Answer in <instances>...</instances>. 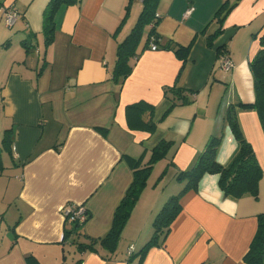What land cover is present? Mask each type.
Listing matches in <instances>:
<instances>
[{
    "label": "crops",
    "instance_id": "obj_1",
    "mask_svg": "<svg viewBox=\"0 0 264 264\" xmlns=\"http://www.w3.org/2000/svg\"><path fill=\"white\" fill-rule=\"evenodd\" d=\"M47 1L0 0L19 12L11 27L0 16V95L10 129L0 172V264H28V257L38 264H245L257 215L264 213V131L254 109L238 106L239 127L262 169L258 197L225 196L218 175L205 174L181 198L162 245L143 257L138 252L152 234L156 213L183 186L175 172L191 166L207 139L222 132L220 164L238 150L224 116L230 105L254 100L248 62L264 36V0H231L212 46L207 35L219 27L215 14L224 0H159L160 44L189 45L186 61L169 48H143L142 40L123 81L111 76L116 47L135 23L142 0L61 5L52 42L41 59H33L29 53L39 54L38 48L30 42L26 52L22 40L42 33ZM221 45L226 52L218 58ZM225 54L233 64L227 70L221 67ZM173 85L194 91L193 101L172 106L163 89ZM139 100L154 106L152 134L127 126L125 107ZM161 140L172 142L159 159L165 160L161 175L150 186L146 182L115 251L78 250L73 235L64 237L69 224L62 208L79 203L88 211L79 240L103 236L133 179L127 157L145 151L146 163Z\"/></svg>",
    "mask_w": 264,
    "mask_h": 264
},
{
    "label": "trees",
    "instance_id": "obj_2",
    "mask_svg": "<svg viewBox=\"0 0 264 264\" xmlns=\"http://www.w3.org/2000/svg\"><path fill=\"white\" fill-rule=\"evenodd\" d=\"M159 0H142L140 13L125 37L117 44L116 59L114 62L111 76L115 81H123L131 72L132 65L130 61L138 58L137 48L142 41L141 30L145 25H150L148 32L143 41V48L149 47L154 43L156 48L172 49L178 58L184 63L187 58L189 45L184 47L166 42L160 44V36L155 32V25L159 18L155 17L156 5ZM80 0H48L42 12V34L44 45L48 46L52 40L55 30L54 16L61 5H70L79 3ZM231 0H224L221 7L215 14V19L219 27L213 34L207 35V43L212 46L214 40L222 32L221 22L222 15L230 7ZM129 8V3L126 6ZM122 19L124 22L128 10ZM121 25V24H120ZM35 35V34H32ZM261 47L254 57L248 62L253 81L254 100L249 103L238 102L236 105L229 106L225 116L224 125L228 126L238 142V150L231 160L223 165L216 160V152L222 140V132L210 136L204 144L201 151L196 155L191 166L184 170H177L174 179L182 182L183 186L178 193L169 196L163 203L159 211L153 218V231L148 241L141 247L139 254L141 257L154 246L162 245L167 236L172 221L176 218L181 210V198L190 191L196 190L200 179L205 174L218 175V187L225 196L235 198L249 193L254 198L258 197L259 182L262 177V169L256 159L251 144L244 138L238 124L235 114V107L254 109L258 115L262 131H264V36L259 38ZM30 40L24 39L22 43L26 52L30 51ZM225 46L221 45L216 48L217 57L221 58L224 54ZM164 96L172 102V106L191 103L194 99V91L177 87L176 85L167 86L163 89ZM154 106L146 101L139 100L127 104L125 107V118L127 126L133 130L144 131L152 134L156 129V123L153 120ZM10 129H6L0 144V172L4 169L2 163V152L7 148L9 141ZM172 146L171 141L161 140L151 149L149 159L143 163L145 151L139 158L127 157V162L133 172V179L125 192V195L113 214L112 225L110 229L99 238L87 237V242L79 240V230L83 224L76 219L70 220L65 217V223L69 228H65L64 237L73 235L72 242L80 251H97L103 249L108 253L115 251L121 231L128 220L132 207L136 203L141 191L146 185L153 164L161 158L167 156ZM165 173V172H164ZM87 213V220L89 213ZM245 264H264V213L257 215V225L254 236L249 244L247 251L243 256ZM28 264H38L35 258L28 257Z\"/></svg>",
    "mask_w": 264,
    "mask_h": 264
},
{
    "label": "built area",
    "instance_id": "obj_3",
    "mask_svg": "<svg viewBox=\"0 0 264 264\" xmlns=\"http://www.w3.org/2000/svg\"><path fill=\"white\" fill-rule=\"evenodd\" d=\"M191 8L186 10V13H189ZM19 15L18 10L12 4L5 5L0 2V16L4 18L5 24L8 27H11L16 21ZM155 17L159 18V15L156 13ZM150 49H156V45L154 43H150ZM233 66L231 59L225 54L221 60V67L225 70L230 69ZM62 212L64 217H68L70 220L76 219L80 224H84L87 221V213L86 209L82 204L79 203H71L67 204L62 208ZM128 251H131V246Z\"/></svg>",
    "mask_w": 264,
    "mask_h": 264
},
{
    "label": "rangeland",
    "instance_id": "obj_4",
    "mask_svg": "<svg viewBox=\"0 0 264 264\" xmlns=\"http://www.w3.org/2000/svg\"><path fill=\"white\" fill-rule=\"evenodd\" d=\"M2 20H3V22H5L3 17H2ZM148 29H149V27L147 25H145L142 28V30H141V38H142V40L145 39V35L147 34ZM13 32H17L15 28L13 29ZM30 39H31V43H32V45L34 47L33 49H36V47H37L38 50H39V54H37L33 50V52H30L29 55L33 59H35V58L37 59V56L39 55L38 59H41L43 57V53H44V50H45L43 34L40 32L37 35L35 34V36L30 37ZM7 127H8V125L4 122V118H3V115H2V104H1V95H0V142H1V139L3 138V136H4V132H5ZM3 156H4V162L6 163L8 157H7L6 154H3ZM164 164H165V160L164 159L161 160V161H159V160L156 161L155 166L152 169L151 174H150V176L148 178V181H147V185L148 186L152 185L153 182L155 181V179H157V176L161 175V171H162V169L164 167Z\"/></svg>",
    "mask_w": 264,
    "mask_h": 264
}]
</instances>
